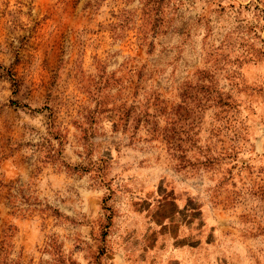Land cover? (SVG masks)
I'll return each mask as SVG.
<instances>
[{"label": "rangeland", "instance_id": "rangeland-1", "mask_svg": "<svg viewBox=\"0 0 264 264\" xmlns=\"http://www.w3.org/2000/svg\"><path fill=\"white\" fill-rule=\"evenodd\" d=\"M0 264H264V0H0Z\"/></svg>", "mask_w": 264, "mask_h": 264}]
</instances>
